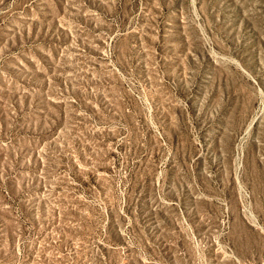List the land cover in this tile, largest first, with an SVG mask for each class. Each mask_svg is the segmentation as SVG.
I'll return each mask as SVG.
<instances>
[{"label":"rangeland","instance_id":"obj_1","mask_svg":"<svg viewBox=\"0 0 264 264\" xmlns=\"http://www.w3.org/2000/svg\"><path fill=\"white\" fill-rule=\"evenodd\" d=\"M0 264H264V0H0Z\"/></svg>","mask_w":264,"mask_h":264}]
</instances>
